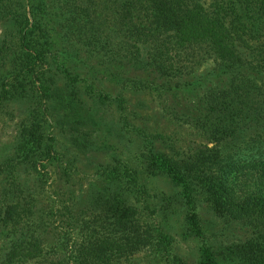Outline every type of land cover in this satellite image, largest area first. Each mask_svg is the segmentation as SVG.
<instances>
[{
	"label": "trees",
	"instance_id": "trees-1",
	"mask_svg": "<svg viewBox=\"0 0 264 264\" xmlns=\"http://www.w3.org/2000/svg\"><path fill=\"white\" fill-rule=\"evenodd\" d=\"M107 115L135 155L106 150ZM12 121L0 264H189L172 253L179 210L195 264H264V0H0ZM217 222L235 231L215 247Z\"/></svg>",
	"mask_w": 264,
	"mask_h": 264
},
{
	"label": "rangeland",
	"instance_id": "rangeland-1",
	"mask_svg": "<svg viewBox=\"0 0 264 264\" xmlns=\"http://www.w3.org/2000/svg\"><path fill=\"white\" fill-rule=\"evenodd\" d=\"M211 67V63L207 62L204 64L203 68L200 69V71ZM151 106L153 104L150 103ZM150 105L145 107L147 112H151ZM19 112L17 109H15V112ZM109 112V111H108ZM19 113H16V116H18ZM106 120H104L105 126H101V135L103 137V140L106 142L107 151H117L121 152L122 156H133L137 153L138 147V139L134 138L133 143H126L128 144L127 147H124L120 143V137L117 136L118 130L115 129V127L119 124H117V121H113V119L107 115ZM17 118V117H16ZM17 120V119H16ZM158 120V121H157ZM151 122L153 123L155 121L156 124L155 126H162L163 129L167 134L173 135L175 138H182L184 142H187L188 136H187V131L183 128H180L178 126H175L173 124H170L168 120H165L164 118H159L158 116H152ZM149 121V123H151ZM15 121L10 122H0V139H7L10 138L12 135V125H14ZM107 124V125H106ZM116 125V126H115ZM122 140V139H121ZM182 142V141H180ZM101 154L100 156L104 157L105 151H100ZM87 172L89 171L86 169ZM149 184L151 185L152 188H154L156 191H159L160 197L162 199H165L166 202H173L177 203L175 199H172V196L179 192L178 188L173 186L170 180L166 177H153L152 179L149 180ZM181 211L179 210V214L177 215H172L171 219L174 223V231L173 235L176 238L177 241H175V245L173 247L172 253H176L177 255H181L186 258L189 264H195V260L198 256V251H199V244L201 242V238L189 235V233H184L182 229V221L181 219L183 217L180 216ZM208 217V215H206ZM223 228H226L225 231H223ZM232 228H228V226L224 225L222 222H217L216 226L214 229H205V232L207 234V243L211 246H221L224 244L222 240L224 239V235H226V239L232 238L231 234L234 232ZM180 240V241H179ZM145 258L141 259L139 257L135 262H132V264H145Z\"/></svg>",
	"mask_w": 264,
	"mask_h": 264
}]
</instances>
